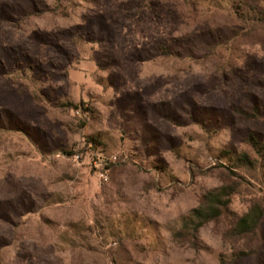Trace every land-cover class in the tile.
<instances>
[{"label":"rangeland","instance_id":"rangeland-1","mask_svg":"<svg viewBox=\"0 0 264 264\" xmlns=\"http://www.w3.org/2000/svg\"><path fill=\"white\" fill-rule=\"evenodd\" d=\"M240 3L0 0V264H264V217L234 231L264 211V23Z\"/></svg>","mask_w":264,"mask_h":264},{"label":"trees","instance_id":"trees-1","mask_svg":"<svg viewBox=\"0 0 264 264\" xmlns=\"http://www.w3.org/2000/svg\"><path fill=\"white\" fill-rule=\"evenodd\" d=\"M240 16L243 19L255 21L261 20L264 23V0H244V3H240ZM250 144L257 149L258 154L262 157V165L264 166V145L257 141L253 137H249ZM260 147V148H259ZM226 156L230 155L225 153ZM229 161H232L229 157ZM256 162L246 154L234 157L231 162L234 165V169L256 166ZM230 174L235 176V173L231 171V167H228ZM233 190L221 188L219 191L209 193L202 198L199 205L193 209L189 217L184 223V230L191 234H197L201 228L205 225L216 222L222 218L231 204V197ZM264 217V211L261 208H253L240 218L234 228L241 236H247L257 231L262 219Z\"/></svg>","mask_w":264,"mask_h":264}]
</instances>
